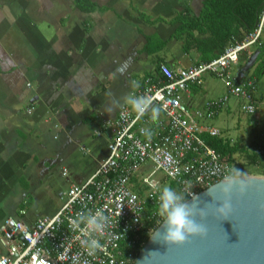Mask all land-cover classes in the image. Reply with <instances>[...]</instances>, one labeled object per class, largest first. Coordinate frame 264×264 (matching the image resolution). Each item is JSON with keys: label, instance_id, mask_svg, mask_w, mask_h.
Instances as JSON below:
<instances>
[{"label": "crops", "instance_id": "0c3cea01", "mask_svg": "<svg viewBox=\"0 0 264 264\" xmlns=\"http://www.w3.org/2000/svg\"><path fill=\"white\" fill-rule=\"evenodd\" d=\"M202 1L83 0L81 9L76 0H0V223L52 215L62 193L106 156L110 133L102 124L117 116L136 83L159 63L197 64L199 53L185 52L174 32ZM206 76L190 86L192 108L209 99ZM76 150L92 163L82 160L70 173ZM57 172L66 177L64 189L55 186Z\"/></svg>", "mask_w": 264, "mask_h": 264}, {"label": "built area", "instance_id": "2783aa9c", "mask_svg": "<svg viewBox=\"0 0 264 264\" xmlns=\"http://www.w3.org/2000/svg\"><path fill=\"white\" fill-rule=\"evenodd\" d=\"M263 40L264 8L255 28L233 39L217 57L176 69L159 63L130 93L148 96L157 117L153 119L151 111L138 116L121 103L117 116L102 124L110 133L106 156L83 182L71 184L62 193L61 204L52 215L38 217L31 224L10 216L1 221L0 245L5 253H0V264H134L147 242L145 237L162 222L158 209L146 211L148 204L158 208L164 187L153 178L155 172L175 183L173 189L187 200L193 197L191 193L197 195L236 176V165L223 159L201 135H221L219 128L205 122L214 120L231 98L241 112L258 117L255 79L246 75L237 82L233 67L241 53L248 55ZM208 74L222 81L225 93L192 108L190 86ZM146 163L153 169L143 174ZM243 175L247 174L236 177ZM134 180L142 193L134 190ZM97 209L108 217V223L97 234L103 249L90 255L82 243L87 238L84 226L77 227L75 221Z\"/></svg>", "mask_w": 264, "mask_h": 264}, {"label": "water", "instance_id": "95a60500", "mask_svg": "<svg viewBox=\"0 0 264 264\" xmlns=\"http://www.w3.org/2000/svg\"><path fill=\"white\" fill-rule=\"evenodd\" d=\"M261 54L255 49L245 63L235 66L237 82L257 66ZM236 178L247 187L243 193L233 189L227 220L216 212L225 199L221 192L224 180L187 200L205 209L206 218L200 221L197 216L196 220L206 226V236H190L181 245L166 244L164 228L158 226L134 264H264V175Z\"/></svg>", "mask_w": 264, "mask_h": 264}, {"label": "trees", "instance_id": "16d2710c", "mask_svg": "<svg viewBox=\"0 0 264 264\" xmlns=\"http://www.w3.org/2000/svg\"><path fill=\"white\" fill-rule=\"evenodd\" d=\"M82 1L76 0V3L79 8L84 9ZM263 8L264 0H203L202 8L197 15L189 16L188 13L183 15L174 36L177 34L176 38L180 40L181 47L185 52L195 49L199 53L197 63L208 61L217 57L224 47L233 41V38L241 39L244 33L252 31ZM164 44L160 43L159 46ZM258 49L264 53V41ZM261 70L258 68L257 74ZM201 136L223 159L233 162L241 174L246 173L245 164L237 163L234 159L235 154L243 151L239 142H231L221 135L202 134ZM245 156L248 164L259 165L261 156L264 157V144L259 145L256 151H245ZM255 174L264 175V166ZM134 182V190H139L138 192L142 193L136 180ZM169 186L173 188L175 183L170 182ZM152 209L157 210L158 208H153L149 204L146 206L147 213ZM148 238L149 236L145 237V241Z\"/></svg>", "mask_w": 264, "mask_h": 264}, {"label": "clouds", "instance_id": "9594fccd", "mask_svg": "<svg viewBox=\"0 0 264 264\" xmlns=\"http://www.w3.org/2000/svg\"><path fill=\"white\" fill-rule=\"evenodd\" d=\"M124 102L138 116H143L149 111H151L153 119L158 115L157 109L152 107V101L148 96L129 94L124 97ZM235 172L236 176L241 174L239 169H236ZM236 176L226 178L224 181L221 192L225 199L222 201L220 207H216V212L224 220L228 219L232 209L231 193L233 189L235 188L243 193L247 187L246 182L238 180ZM190 195L195 197L193 193ZM157 203L158 215L162 220L159 227L164 228L163 242L166 244L181 245L190 236L204 237L207 235L206 226L196 220L197 216H199L200 221L206 218L205 209L199 208L197 204L194 206L193 202L189 204L186 196L177 192L171 186L163 187L158 195ZM75 223L77 227L80 225L84 226L82 231L87 238L82 243L88 249L90 255L94 254L97 250L103 249V245H101L97 238V234L103 233L108 223V217L105 216L102 210L97 209L94 213L89 211L79 215Z\"/></svg>", "mask_w": 264, "mask_h": 264}, {"label": "rangeland", "instance_id": "374dc122", "mask_svg": "<svg viewBox=\"0 0 264 264\" xmlns=\"http://www.w3.org/2000/svg\"><path fill=\"white\" fill-rule=\"evenodd\" d=\"M255 47H251L250 51H254ZM257 67H253L250 70V75L253 76L256 82V91L255 98L258 102V117H253L244 114L241 112L235 101L231 98L229 101V105L231 108V113L228 114L225 109H223L216 120L206 121V124H212L217 127L221 131V136L230 140L231 142H239L242 148L241 152H238L234 155V159L237 163H244L246 174L247 175H260L255 174L257 171L261 170L264 166V157L261 156L259 165L248 164V160L245 156L246 152L256 151L259 145L264 144V69L257 74L259 71L256 69ZM248 75V74H247ZM205 82V96L206 98L216 97L225 93L224 84L221 80L217 79L214 76H206ZM88 148L92 145V139H86L84 143ZM244 148V149H243ZM86 161L91 165L92 159L86 153L83 154L80 150H76L72 157L67 161L71 162V167L69 168L70 173L74 171V169L78 166L80 161ZM66 161V162H67ZM68 167L65 165V169ZM142 169H144L143 174H147L149 171L153 169L150 163H146ZM154 179H158L163 186L169 184L168 181L164 180V175L162 172L157 171L153 175ZM65 175H62L57 172L54 174L55 186L60 189H64L65 184Z\"/></svg>", "mask_w": 264, "mask_h": 264}, {"label": "flooded vegetation", "instance_id": "af4514ba", "mask_svg": "<svg viewBox=\"0 0 264 264\" xmlns=\"http://www.w3.org/2000/svg\"><path fill=\"white\" fill-rule=\"evenodd\" d=\"M264 53H262L260 56H259V58H258V63H257V68H259V69H264Z\"/></svg>", "mask_w": 264, "mask_h": 264}]
</instances>
